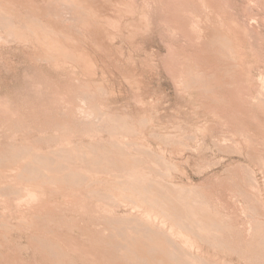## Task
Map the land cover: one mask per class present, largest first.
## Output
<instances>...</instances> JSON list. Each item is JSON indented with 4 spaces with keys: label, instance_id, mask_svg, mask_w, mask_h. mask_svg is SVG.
Masks as SVG:
<instances>
[{
    "label": "rangeland",
    "instance_id": "obj_1",
    "mask_svg": "<svg viewBox=\"0 0 264 264\" xmlns=\"http://www.w3.org/2000/svg\"><path fill=\"white\" fill-rule=\"evenodd\" d=\"M0 168V264H264V0H0Z\"/></svg>",
    "mask_w": 264,
    "mask_h": 264
},
{
    "label": "bare ground",
    "instance_id": "obj_2",
    "mask_svg": "<svg viewBox=\"0 0 264 264\" xmlns=\"http://www.w3.org/2000/svg\"><path fill=\"white\" fill-rule=\"evenodd\" d=\"M114 1V0H113ZM132 5V4H131ZM181 6V5H180ZM183 6V5H182ZM123 7V6H122ZM125 7V6H124ZM189 8V7H188ZM59 9V8H58ZM116 9H118V8H116ZM197 12V11H196ZM122 14V13H121ZM179 14V13H178ZM177 14V15H178ZM69 15V14H68ZM55 16V15H54ZM113 20V19H112ZM194 20V19H193ZM202 23V22H201ZM41 28V27H40ZM202 35V34H201ZM195 38V37H194ZM190 39V38H189ZM196 42V41H195ZM239 44V43H238ZM49 49V48H48ZM204 50V49H203ZM215 51V50H214ZM68 53V52H67ZM204 54V53H203ZM53 55V54H52ZM183 55V54H182ZM70 56V55H69ZM183 59V58H182ZM185 59V58H184ZM185 64V63H184ZM187 69V68H186ZM197 71V70H196ZM186 74V73H185ZM185 79V78H184ZM192 79V78H191ZM44 81V80H43ZM48 81V80H47ZM210 81V80H209ZM200 82V81H199ZM183 83V82H182ZM206 83H207V81H206ZM196 84V83H195ZM216 86V85H215ZM204 88V87H203ZM85 91V90H84ZM208 91V90H207ZM76 93V92H75ZM79 93V92H78ZM106 93V92H105ZM81 94V93H80ZM227 94V93H226ZM263 95V94H262ZM89 98V97H88ZM94 98V97H93ZM261 99V98H260ZM64 100H65V98H64ZM69 100V99H68ZM79 103V102H78ZM216 103V102H215ZM43 105V104H42ZM41 105V106H42ZM83 106H85V105H83ZM243 106H245V105H243ZM255 106V105H254ZM95 107V106H94ZM76 108V107H75ZM107 109V108H106ZM219 109V108H218ZM248 109V108H247ZM54 111V110H53ZM52 112V111H51ZM33 114V113H32ZM50 114V113H49ZM64 114V113H63ZM96 114V113H95ZM21 116V115H20ZM58 116H59V114H58ZM96 116V115H95ZM257 116V115H256ZM48 117H49V115H48ZM123 117V116H122ZM60 119V118H59ZM76 119V118H75ZM244 119V118H243ZM247 120V119H246ZM257 120V119H256ZM260 120V119H259ZM78 121V120H77ZM249 121V120H248ZM262 121V120H261ZM3 122V121H2ZM8 122V121H7ZM91 122V121H90ZM246 123V122H245ZM3 124V123H2ZM53 124V123H52ZM259 124V123H258ZM46 125V124H45ZM68 125V124H67ZM237 125V124H236ZM59 126V125H58ZM52 127V126H51ZM261 128V127H260ZM13 129V128H12ZM59 129V128H58ZM67 129V128H66ZM10 131V130H9ZM73 131V130H72ZM248 131V130H247ZM63 133H64V131H62ZM94 132V131H93ZM120 132V131H119ZM27 133V132H26ZM77 132H75V134H76ZM28 134H29V132H28ZM82 135V134H81ZM87 135V134H86ZM113 136V135H112ZM115 136V135H114ZM120 136V135H119ZM245 136V135H244ZM60 137V136H59ZM71 138V137H70ZM228 138V137H227ZM60 139V138H59ZM182 139V138H181ZM45 140V139H44ZM165 140V139H164ZM25 141H27V140H25ZM38 141V140H37ZM162 141V140H161ZM30 142V141H29ZM59 143V142H58ZM78 143V142H77ZM222 143H223V141H222ZM8 144V143H7ZM50 144V143H49ZM235 144V143H234ZM262 144V143H261ZM226 145V144H225ZM56 146V145H55ZM63 146V145H62ZM68 146V145H67ZM81 146V145H80ZM229 146V145H228ZM61 147V146H60ZM66 147V146H65ZM87 147V146H86ZM255 147H257V146H255ZM90 148V147H89ZM71 149V148H70ZM82 149V148H81ZM92 149V148H91ZM108 149V148H107ZM220 149V148H219ZM43 150V149H42ZM183 150V149H182ZM252 150V149H251ZM59 151V150H58ZM85 151V150H84ZM95 151H96V149H95ZM46 152V151H45ZM29 153V152H28ZM75 153V152H74ZM96 153V152H95ZM261 153V152H260ZM14 154V153H13ZM259 154V153H258ZM34 155V154H33ZM86 155V154H85ZM88 155V154H87ZM243 155V154H242ZM11 156V155H10ZM36 156V155H35ZM83 156V155H82ZM41 158V157H40ZM110 158V157H109ZM43 159V158H42ZM260 159V158H259ZM59 160V159H58ZM35 161V160H34ZM39 161H41V160H39ZM43 161V160H42ZM81 161H83V159L81 160ZM119 161V160H118ZM133 161V160H132ZM38 162V161H37ZM47 162V161H46ZM53 162V161H52ZM89 162V161H88ZM169 162V161H168ZM124 163H125V161H124ZM157 163V162H156ZM188 163V162H187ZM262 163V162H261ZM21 164V163H20ZM36 164V163H35ZM39 164V163H38ZM45 164V163H44ZM68 164V163H67ZM70 164V163H69ZM103 164V163H102ZM116 164V163H115ZM71 165V164H70ZM93 165V164H92ZM6 166V165H5ZM61 166V165H60ZM96 166V165H95ZM94 166V167H95ZM148 166V165H147ZM18 167V166H17ZM46 167V166H45ZM75 167V166H74ZM99 167V166H98ZM130 167V166H129ZM128 167V168H129ZM263 167V166H262ZM122 168V167H121ZM126 168V167H125ZM1 169V168H0ZM3 169V168H2ZM15 169V168H14ZM20 169V168H19ZM71 169V168H70ZM118 169H120V168H118ZM8 170V169H7ZM28 170V169H27ZM55 170V169H54ZM121 170V169H120ZM125 170V169H124ZM139 170V169H138ZM10 171V170H9ZM14 171V170H13ZM63 171V170H62ZM118 171V170H117ZM123 171V170H122ZM126 171V170H125ZM83 172H85V171H83ZM114 172V171H113ZM1 173V172H0ZM3 173V172H2ZM27 173V172H26ZM132 173H134L133 171H132ZM138 173V172H137ZM136 173V174H137ZM79 174V173H78ZM131 174V173H130ZM139 174V173H138ZM50 175V174H49ZM62 175H64V174H62ZM144 175V174H143ZM148 175V174H147ZM2 176H4V175H2ZM42 176H44V175H42ZM59 176V175H58ZM126 176V175H125ZM133 176V175H132ZM138 176V175H137ZM137 176H135V177H137ZM9 177H10V175H9ZM17 177V176H16ZM121 177V176H120ZM1 178V177H0ZM15 178V177H14ZM70 178V177H69ZM248 178V177H247ZM20 179V178H19ZM22 180V179H21ZM28 180V179H27ZM33 181V180H32ZM245 181V180H244ZM16 183V182H15ZM45 183H47V180H46V182ZM58 183H59V181H58ZM72 183V182H71ZM30 184H32V183H30ZM34 184V183H33ZM69 184V183H68ZM78 184V183H77ZM133 184V183H132ZM140 184V183H139ZM234 184V183H233ZM35 185V184H34ZM37 185V184H36ZM39 185V184H38ZM73 185V184H72ZM141 185V184H140ZM139 185V186H140ZM231 185V184H230ZM149 186L152 188V187H154V184L153 183H150L149 184ZM17 187V186H16ZM32 187V186H31ZM38 187V186H37ZM75 187V186H74ZM29 188V187H28ZM44 188V187H43ZM144 189V188H143ZM248 189V188H247ZM2 190V189H1ZM9 190V189H8ZM12 190V189H11ZM35 190V189H34ZM86 190V189H85ZM149 190V189H148ZM153 190V189H152ZM187 190V189H186ZM249 190V189H248ZM255 190V189H254ZM7 191V190H6ZM37 191V190H36ZM74 191V190H73ZM181 191V190H180ZM250 191V190H249ZM9 192V191H8ZM7 192V193H8ZM33 192H35V191H32V193ZM143 192V191H142ZM252 192V191H251ZM10 193V192H9ZM154 193H155V191H154ZM169 193V192H168ZM167 193V194H168ZM12 194V193H11ZM15 194V193H14ZM143 194V193H142ZM150 194V193H149ZM13 195V194H12ZM34 195V194H33ZM110 196V195H109ZM163 196V195H162ZM168 196V195H167ZM188 196V195H187ZM153 197V196H152ZM33 198V197H32ZM91 198V197H90ZM168 198V197H167ZM187 198H189V197H187ZM155 199V198H154ZM229 200V199H228ZM142 201V200H141ZM160 201V200H159ZM199 201V200H198ZM192 202V201H191ZM204 202V201H203ZM28 204V203H27ZM188 204V203H187ZM223 204V203H222ZM91 205H92V203H91ZM192 205V204H191ZM152 206V205H151ZM70 207V206H69ZM90 209V208H89ZM153 210H155V209H153ZM192 210H194L193 208H192ZM195 210H197V209H195ZM194 210V211H195ZM116 212V211H115ZM123 214V213H122ZM158 214V213H157ZM199 214V213H198ZM197 214V215H198ZM258 214V213H257ZM99 215V214H98ZM192 215V214H191ZM195 215H196V213H195ZM114 216V215H113ZM154 216V215H153ZM174 216V215H173ZM38 217V216H37ZM98 217V216H97ZM96 217V218H97ZM103 217V216H102ZM157 217V216H156ZM188 218V217H187ZM128 219V218H127ZM209 219V218H208ZM98 220V219H97ZM214 220V219H213ZM258 220V219H257ZM61 221V220H60ZM231 221V220H230ZM149 222V221H148ZM191 222V221H190ZM198 222V221H197ZM202 222V221H201ZM100 223V222H99ZM141 223V222H140ZM139 223V224H140ZM181 223V222H180ZM236 223V222H235ZM134 224H135V222H134ZM183 224V223H182ZM239 224V223H238ZM68 225V224H67ZM119 225V224H118ZM243 225V224H242ZM208 226H210V225H208ZM99 227V226H98ZM134 227V226H133ZM158 228V227H157ZM160 228V227H159ZM239 228H241V227H239ZM244 228V227H243ZM143 229H145V228H143ZM152 229V228H151ZM199 229V228H198ZM242 229V228H241ZM111 230V229H110ZM180 230V229H179ZM157 231V230H156ZM183 231V230H182ZM219 231V230H218ZM247 232V231H246ZM145 234V233H144ZM233 234V233H232ZM148 235V234H147ZM234 236V235H233ZM160 237V236H159ZM162 237V236H161ZM171 237V236H170ZM181 237V236H180ZM179 237V238H180ZM163 238V237H162ZM179 238H178V240H179ZM186 238V237H185ZM159 239H161V238H159ZM183 239V238H182ZM249 239H251V238H249ZM100 240V239H99ZM119 240V239H118ZM139 240V239H138ZM163 240H166V239H162L161 240V242H163ZM168 240H170V239H168ZM168 240H166V241H168ZM233 240V239H232ZM107 241V240H106ZM166 241H164V242H166ZM176 241V240H175ZM174 241V242H175ZM183 241V240H182ZM214 241V240H213ZM248 241V240H247ZM144 243V242H143ZM170 244H171V241L169 242ZM181 243V242H180ZM254 243V242H253ZM106 244V243H105ZM158 244H159V242H158ZM162 244V243H161ZM168 243H166V245H167ZM193 244V243H192ZM160 245V244H159ZM164 245V244H163ZM162 245V246H163ZM172 245V244H171ZM139 246V245H138ZM169 244L166 246V247H168L169 248ZM178 246V245H177ZM176 246V247H177ZM257 246V245H256ZM144 247V246H143ZM171 247V246H170ZM174 247V246H173ZM134 248V247H133ZM136 248V247H135ZM142 248V247H141ZM147 248V247H146ZM185 248V247H184ZM115 249V248H114ZM148 249V248H147ZM161 249V248H160ZM165 249V248H164ZM163 249V250H164ZM182 249V248H181ZM152 250V249H151ZM162 251V250H161ZM160 251V252H161ZM261 251V250H260ZM165 252H167L166 250H165ZM180 252V251H179ZM253 252V251H252ZM168 254L170 255V250L168 249ZM171 254H173V255H175L176 256V253L174 254V252L172 251L171 252ZM178 255V254H177ZM116 256V255H115ZM153 256V255H152ZM151 256V257H152ZM187 257H188V255H186ZM200 256V255H199ZM157 257V256H156ZM167 257V256H166ZM172 257H174V256H172ZM177 257V256H176ZM180 257V256H179ZM184 257V256H183ZM183 257H180L181 259L183 258ZM253 257V256H252ZM178 258V257H177ZM177 258H176V260H174V259H172V260H174V261H177ZM186 257H184L183 259H185ZM153 259V258H152ZM166 259V258H165ZM170 259V258H169ZM169 259H167V260H169ZM198 259V258H197ZM146 260H148V259H146ZM151 260V259H150ZM153 260H155V258L153 259ZM152 260V262L151 263H155V261H153ZM166 260V261H167ZM171 259H170V261H172ZM179 260V259H178ZM189 260H190V258H189ZM253 260V259H252ZM142 261V260H141ZM185 261H187V259L186 260H184V262ZM191 261V260H190ZM202 261V260H201ZM101 262V261H100ZM146 262H148V261H146ZM149 262V263H150ZM158 262V261H157ZM183 262V261H182ZM181 262V263H182ZM183 262V263H184ZM191 262H193V261H191ZM198 262V261H197ZM202 262H204V261H202ZM181 263H179V264H181ZM182 263V264H183ZM196 263V261L194 262V264ZM135 264V263H134ZM158 264V263H157ZM185 264V263H184ZM192 264V263H191ZM198 264V263H197ZM203 264V263H202Z\"/></svg>",
    "mask_w": 264,
    "mask_h": 264
}]
</instances>
